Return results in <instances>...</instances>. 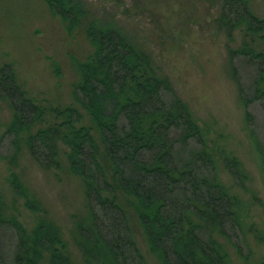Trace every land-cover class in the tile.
Listing matches in <instances>:
<instances>
[{"label":"trees","instance_id":"1","mask_svg":"<svg viewBox=\"0 0 264 264\" xmlns=\"http://www.w3.org/2000/svg\"><path fill=\"white\" fill-rule=\"evenodd\" d=\"M42 1L69 29L85 28L93 53L77 63L74 105L63 108L31 97L13 65L0 66V111L7 104L13 112L0 147L3 139H11V156L3 159L16 196L29 211L41 212L14 170L24 150L44 170H60L63 154L84 187L88 215L75 224L84 264H147L126 207L133 209L162 264H230L217 237L231 240L241 231L240 215L236 199L218 180L216 164L220 160L245 190L249 178L241 162L208 144L169 77L119 27L95 18L82 0ZM216 23L230 44L237 31L243 35L242 46L228 49L231 63L239 56L260 67L255 96L249 101L242 97L244 107L264 101V52L254 47L256 40L264 41V16L247 0H222ZM246 120L251 121L248 112ZM191 141L196 146L187 153ZM254 141L264 171V147ZM0 227L16 233L13 264H73L55 224L42 220L26 229L7 218L1 196Z\"/></svg>","mask_w":264,"mask_h":264},{"label":"rangeland","instance_id":"2","mask_svg":"<svg viewBox=\"0 0 264 264\" xmlns=\"http://www.w3.org/2000/svg\"><path fill=\"white\" fill-rule=\"evenodd\" d=\"M82 1L95 18L114 23L153 56L204 129L208 144L214 150L225 149L241 162L249 178L245 190L235 184L220 160L216 164L218 180L238 203L241 225L231 240L217 238L230 264H264V171L254 141L264 147V101L249 103L247 108L241 101L255 96L261 70L257 62L245 57L236 56L231 63L228 49L242 46L243 35L237 31L230 44L218 28L222 0ZM247 1L257 15L264 16V0ZM254 47L264 52V41L256 40ZM92 53L85 28L69 29L42 0H0V66L13 65L31 97L61 108L74 105L73 86L79 81L76 65ZM169 96L165 99L170 100ZM12 117L9 105L2 104L0 138ZM84 123L89 120L85 118ZM189 144L187 153L196 146L195 141ZM11 153V139L5 138L0 147V196L7 218L30 231L42 220L52 222L61 230L73 264H84L75 241V224L88 215L81 179L71 173L63 154L60 170H44L24 150L14 170L40 206L41 212H31L9 183L11 169L3 157ZM122 204L128 206L127 200ZM126 209L147 264H162L133 209ZM16 245V233L0 227V264H13Z\"/></svg>","mask_w":264,"mask_h":264}]
</instances>
